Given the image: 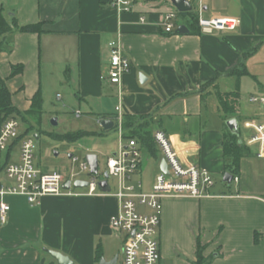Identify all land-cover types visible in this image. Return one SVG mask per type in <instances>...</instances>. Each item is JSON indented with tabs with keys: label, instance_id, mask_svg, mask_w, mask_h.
<instances>
[{
	"label": "crops",
	"instance_id": "crops-1",
	"mask_svg": "<svg viewBox=\"0 0 264 264\" xmlns=\"http://www.w3.org/2000/svg\"><path fill=\"white\" fill-rule=\"evenodd\" d=\"M204 6L208 16L238 19V27L212 34H180L176 28L167 34L162 19L175 8L170 0H134L132 12H118L111 0H0V12L12 25L0 36V73L22 110L31 108L39 91L44 107L67 85L78 108L84 105L99 122L114 120L118 87L105 76L108 43L117 39L132 62L122 81L125 114L147 115L153 132L163 130L183 161L223 177L228 127L216 90H239L240 124L264 121V108H249L251 95H264V0H204ZM14 20L43 22L44 31H21ZM13 65L24 69L12 77ZM156 147L152 154L141 146L157 168L146 186L140 180L147 191L162 171L164 157ZM250 147L253 155L240 160L238 181L215 182L211 196L163 199L161 264H195L198 242L210 264H264V156ZM2 202L10 210L7 221H0V264H58L46 249L74 264L121 255L124 239L119 245L112 238L124 236L110 226L119 207L112 195H46L37 204L10 195L0 197Z\"/></svg>",
	"mask_w": 264,
	"mask_h": 264
},
{
	"label": "built area",
	"instance_id": "built-area-1",
	"mask_svg": "<svg viewBox=\"0 0 264 264\" xmlns=\"http://www.w3.org/2000/svg\"><path fill=\"white\" fill-rule=\"evenodd\" d=\"M118 12H132L134 0H111ZM175 7V6H174ZM198 24L202 33L212 34L221 31L235 30L240 21L236 18L208 16L205 14L204 0H197L193 6ZM179 10L171 8L162 19L165 33L176 30L179 21ZM144 22L145 17H140ZM110 56L107 80L118 87V102L115 106V126L118 128L123 140L122 123L125 115L124 91L122 81L124 75L130 70L132 62L123 52L117 39L108 43ZM250 101L264 108V95H251ZM81 112H77L79 116ZM250 130L245 138V144L252 146L259 156H264V121L256 119L244 120L241 127ZM20 123L16 116L8 117L0 122V170H4L9 183L0 180V197L24 196L31 204H37L46 195H112L118 200V211L111 217L110 226L124 236L121 251V264H161V251L159 229L162 220L163 199L166 197H195L211 196L210 190L215 181L211 174L195 163L183 161L175 149L170 137L163 131L157 130L154 139L167 162L168 173L159 172L155 178L152 189H143L142 181L137 184L129 183L142 165V148L135 139H129L127 144L120 141L119 149L106 161V171L109 177L117 179V191H102L99 187L98 173H92L86 159L79 162L78 158L71 157L73 162H79L78 172L72 170L43 171L35 164V140L29 133L19 131ZM19 145V159L10 161L13 147ZM11 156L8 157L9 150ZM85 175L86 178H80ZM77 180L87 181L86 187L74 188ZM234 181L239 176H233ZM70 181V188L64 187ZM109 182V178H108ZM110 185V183H109ZM82 189H84L82 191ZM10 205L6 202L0 204V221L5 223L8 218Z\"/></svg>",
	"mask_w": 264,
	"mask_h": 264
},
{
	"label": "rangeland",
	"instance_id": "rangeland-1",
	"mask_svg": "<svg viewBox=\"0 0 264 264\" xmlns=\"http://www.w3.org/2000/svg\"><path fill=\"white\" fill-rule=\"evenodd\" d=\"M250 82L252 83V81ZM246 87L248 88L249 85L247 84ZM73 92L72 86L60 85L51 98L52 102L48 100L43 107L40 120H37L33 114L21 109L25 112V115L24 117L20 115L16 116L20 123L19 131L24 133L30 126L29 135L35 140V164L42 170H60L63 172L72 170L77 173L79 162L83 161L87 154L94 153L99 158V174L100 179H102L106 171L107 158L113 155V152L118 149L120 141L127 144L129 139L124 138L122 140L118 128L102 132L98 116L88 113L84 105H82L83 109L78 108ZM210 105L213 104L210 103ZM249 108L259 109L257 104L253 103ZM78 111L81 112L79 116L77 115ZM55 117L58 119L57 125L52 124V119ZM123 124L124 119L122 128ZM79 130L93 133H88L79 139H71L69 135H75ZM249 132L251 131L243 126L241 127L242 138H245ZM36 134L38 138L35 137ZM70 154L77 157L79 162L74 163L72 158L69 157ZM18 156L19 148L14 151L10 161L16 162ZM142 159L143 173L139 175L135 174L133 180L129 181V183L137 184L143 178L146 186L153 172L157 169L154 166L155 160L150 158L148 154H143ZM211 176L217 185L222 184V175ZM80 178H86V176L83 175ZM0 180L2 182L9 181L4 170H0ZM109 183L112 187V192H116L118 188L117 179L111 176L109 177ZM112 239L121 245L124 237L113 236ZM119 250L116 254H120ZM118 264H121V257L118 260Z\"/></svg>",
	"mask_w": 264,
	"mask_h": 264
},
{
	"label": "trees",
	"instance_id": "trees-1",
	"mask_svg": "<svg viewBox=\"0 0 264 264\" xmlns=\"http://www.w3.org/2000/svg\"><path fill=\"white\" fill-rule=\"evenodd\" d=\"M197 0H191L193 6H195ZM182 18L181 22H185L190 30V33H201L198 16L194 9L187 12H178ZM43 22L36 24L19 25L17 20H14V26L24 32H43ZM12 30V25L6 20L5 16L0 12V36L8 33ZM2 43L0 42V51ZM23 65H13L11 76H15L23 71ZM8 78L4 77L0 73V122L11 116H23L25 112L18 108L12 98V92L7 83ZM214 83V82H210ZM216 94L219 101L220 110L222 111L224 120L231 117H236L237 107L239 104V90L221 92L216 90ZM43 98L41 91H39L32 101V106L26 112L31 113L36 117L37 120L41 119ZM104 117V116H102ZM150 118L146 115H124L123 124V139H135L140 146L145 147L152 154L157 153V143L154 139V132L152 130ZM116 128V126H115ZM30 126L26 133H30ZM102 132H105L102 128ZM93 133L85 130H79L75 135H69L71 139H79L82 136ZM224 158L226 161L224 173L229 172L233 176L240 175V160L243 157L253 155V151L250 146L246 145L244 141H240V138L233 134L228 128L225 131V139L223 142ZM11 150H9L8 157L11 156ZM204 247L198 242L197 246V260L195 264H210L208 258L203 255ZM99 252V251H98ZM99 256V255H98Z\"/></svg>",
	"mask_w": 264,
	"mask_h": 264
},
{
	"label": "water",
	"instance_id": "water-1",
	"mask_svg": "<svg viewBox=\"0 0 264 264\" xmlns=\"http://www.w3.org/2000/svg\"><path fill=\"white\" fill-rule=\"evenodd\" d=\"M170 1L180 12H187V11H191L193 9V4L191 3L190 0H170ZM176 32H178L180 34H185V33H189L190 30L186 25H180L177 28ZM52 124L53 125L58 124V119L56 117L52 119ZM100 124H101L104 131H109L115 127V122L112 119L101 118ZM226 125H227L228 129L233 134H235L239 138L241 137L240 122H239L238 118L232 117V118L227 119ZM35 137L38 138V135L36 134ZM240 141H242L241 138H240ZM72 156H73V154L69 155V157H72ZM85 159L89 163L91 170H92V173H94V174L98 173V170H99V168H98L99 167L98 155L94 154V153H90V154H87L85 156ZM161 170L165 173H168L167 162L165 159L162 160ZM104 176H105V179L99 181V187L102 191L108 192V191H110V185L108 182V178L110 176L109 172L105 171ZM222 179L226 183H231L233 180V175L229 172H226V173H224ZM87 185H88V182L83 181V180H77L74 182V188L86 187ZM64 187L69 189L70 188V181H67L65 183ZM46 251L49 252L58 261V264H74V262L71 260V258L69 256H67V255H65L59 251L50 250V249H46ZM118 259H119V255H116L111 260H106L105 258H102L99 261V264H117Z\"/></svg>",
	"mask_w": 264,
	"mask_h": 264
}]
</instances>
